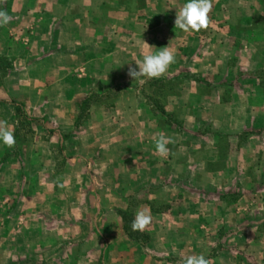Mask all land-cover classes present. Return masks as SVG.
I'll return each instance as SVG.
<instances>
[{
  "label": "crops",
  "instance_id": "0c3cea01",
  "mask_svg": "<svg viewBox=\"0 0 264 264\" xmlns=\"http://www.w3.org/2000/svg\"><path fill=\"white\" fill-rule=\"evenodd\" d=\"M182 1L0 0L13 17L0 27V120L16 141L0 144V264H183L173 258L196 252L179 244L202 237L174 199L190 190L184 170L214 160L210 132L247 112L223 97L264 67V0H213L198 32L175 27ZM166 46L164 75H128ZM240 87L252 108L264 100ZM141 209L152 222L132 234Z\"/></svg>",
  "mask_w": 264,
  "mask_h": 264
},
{
  "label": "rangeland",
  "instance_id": "374dc122",
  "mask_svg": "<svg viewBox=\"0 0 264 264\" xmlns=\"http://www.w3.org/2000/svg\"><path fill=\"white\" fill-rule=\"evenodd\" d=\"M131 2L132 7L138 6V0ZM183 3H178L179 8ZM244 73L243 82H228V95L223 99L231 102L233 108L248 107L247 112L234 117L227 132H210L214 160L197 161L194 177L189 171L187 176L184 170L182 186L190 190L174 199L181 206L180 219L195 222L190 235L202 237L179 243L181 248L189 246L196 250L192 255L202 254L210 264H264V100L252 108L251 97L239 96L240 85L264 92V67L255 71L253 82L246 80L251 73ZM241 116L245 128L231 129L236 122L240 125ZM197 149L198 159L202 147ZM181 228V234L189 236L188 227ZM184 257L173 260L183 263ZM39 261L33 264H40Z\"/></svg>",
  "mask_w": 264,
  "mask_h": 264
},
{
  "label": "clouds",
  "instance_id": "9594fccd",
  "mask_svg": "<svg viewBox=\"0 0 264 264\" xmlns=\"http://www.w3.org/2000/svg\"><path fill=\"white\" fill-rule=\"evenodd\" d=\"M213 8V0H184L179 11H176L175 27L183 32H198L209 26V13ZM13 17L6 11L0 10V27L11 23ZM145 41H138L137 46L143 48ZM176 50L168 46L158 48L136 60L137 67H129L128 75L134 79L159 78L164 75L170 65L175 63ZM14 131L4 120H0V144L11 148L15 144ZM173 141L164 133H159L154 140L155 150L161 156L169 154L168 145ZM152 222L150 210L141 209L135 214L131 227L133 231H143ZM183 264H210L204 255H191L184 259Z\"/></svg>",
  "mask_w": 264,
  "mask_h": 264
},
{
  "label": "trees",
  "instance_id": "16d2710c",
  "mask_svg": "<svg viewBox=\"0 0 264 264\" xmlns=\"http://www.w3.org/2000/svg\"><path fill=\"white\" fill-rule=\"evenodd\" d=\"M125 215H127V214L125 213ZM125 218H126V217H125ZM131 233H132V234H140L139 231H133V230L131 231ZM131 233H130V234H131Z\"/></svg>",
  "mask_w": 264,
  "mask_h": 264
}]
</instances>
